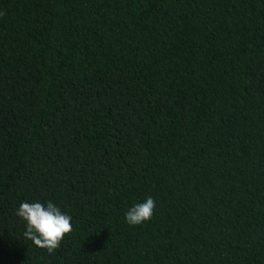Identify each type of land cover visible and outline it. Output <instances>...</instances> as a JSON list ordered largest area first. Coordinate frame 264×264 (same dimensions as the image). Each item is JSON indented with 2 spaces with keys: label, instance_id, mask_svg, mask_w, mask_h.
<instances>
[{
  "label": "trees",
  "instance_id": "16d2710c",
  "mask_svg": "<svg viewBox=\"0 0 264 264\" xmlns=\"http://www.w3.org/2000/svg\"><path fill=\"white\" fill-rule=\"evenodd\" d=\"M0 264H264V0H0Z\"/></svg>",
  "mask_w": 264,
  "mask_h": 264
},
{
  "label": "clouds",
  "instance_id": "9594fccd",
  "mask_svg": "<svg viewBox=\"0 0 264 264\" xmlns=\"http://www.w3.org/2000/svg\"><path fill=\"white\" fill-rule=\"evenodd\" d=\"M154 208L155 201L149 196L130 207L125 213V220L129 225H140L152 217ZM15 214L25 222L24 237L50 254L60 247L65 235L73 230L72 216L51 200L46 203L24 201Z\"/></svg>",
  "mask_w": 264,
  "mask_h": 264
}]
</instances>
